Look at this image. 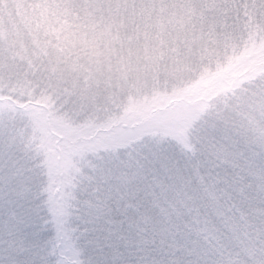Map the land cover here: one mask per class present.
I'll list each match as a JSON object with an SVG mask.
<instances>
[{
	"label": "snow or ice",
	"instance_id": "obj_1",
	"mask_svg": "<svg viewBox=\"0 0 264 264\" xmlns=\"http://www.w3.org/2000/svg\"><path fill=\"white\" fill-rule=\"evenodd\" d=\"M0 264H264V0H0Z\"/></svg>",
	"mask_w": 264,
	"mask_h": 264
}]
</instances>
